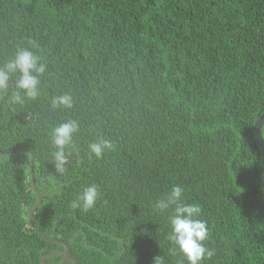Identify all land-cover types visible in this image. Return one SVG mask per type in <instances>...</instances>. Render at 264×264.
<instances>
[{
  "label": "trees",
  "instance_id": "obj_1",
  "mask_svg": "<svg viewBox=\"0 0 264 264\" xmlns=\"http://www.w3.org/2000/svg\"><path fill=\"white\" fill-rule=\"evenodd\" d=\"M33 41L39 96L0 97V264H60L65 246L29 221L34 187L33 224L78 264H187L155 208L176 184L209 229L202 264H264V0H0V64ZM64 93L72 108L54 109ZM69 119L60 173L50 134ZM98 137L114 145L100 158ZM88 184L95 206L72 209Z\"/></svg>",
  "mask_w": 264,
  "mask_h": 264
},
{
  "label": "clouds",
  "instance_id": "obj_2",
  "mask_svg": "<svg viewBox=\"0 0 264 264\" xmlns=\"http://www.w3.org/2000/svg\"><path fill=\"white\" fill-rule=\"evenodd\" d=\"M38 47L34 41L31 47H17L12 58L0 64V97L7 94L8 103L23 104L25 100H35L39 96L40 77L46 71V64L33 50ZM14 76L16 77L14 85H10ZM10 87L11 91H9ZM51 105L54 109H70L73 106V98L69 93L54 96ZM78 131L79 123L72 119L62 121L52 128L51 162L57 172L63 173L66 170L69 156L73 151L78 150L74 142V136ZM87 148L90 155L100 158L106 151L113 149L114 145L110 140L98 137L90 142ZM99 195L98 186L88 184L71 201L70 207L87 212L95 206ZM155 208L161 213H169L168 222L171 230L168 239L186 258L187 264H202V261L214 255V250L205 243L209 239V229L206 221L200 218L202 208L198 203L185 202L184 188L181 185H173L157 198ZM156 264H162V258L158 257Z\"/></svg>",
  "mask_w": 264,
  "mask_h": 264
},
{
  "label": "water",
  "instance_id": "obj_3",
  "mask_svg": "<svg viewBox=\"0 0 264 264\" xmlns=\"http://www.w3.org/2000/svg\"><path fill=\"white\" fill-rule=\"evenodd\" d=\"M263 124H264V112L258 116V118L254 121V124H253V130H254L255 138H256V141H257V143H258V145H259V147L261 149V153H262V157H263L262 187H263V193H264V139L262 137V132H261V128H262ZM30 172H31V175H32V169L31 168H30ZM34 191L36 193L37 201H36V203L34 204V206L32 207V209L29 212V215H28L29 221L32 224V227L35 228V230L39 233V235L43 239H45L46 241H51V242H59V240L56 239V238H48V237L44 236L43 234H41L37 230V228L35 227V225L32 222V213L38 207V205L41 202V196H40L39 193H37V190H36L35 187H34ZM62 243L65 246V250L61 253L60 264H63L65 259L71 260L73 262V264H78L77 260L75 259V257L70 253L69 245L67 243H65V242H62ZM45 257H46V255H42L40 257V260H41L42 264H47L45 262V260H44Z\"/></svg>",
  "mask_w": 264,
  "mask_h": 264
}]
</instances>
